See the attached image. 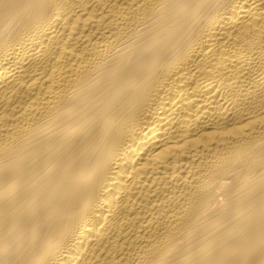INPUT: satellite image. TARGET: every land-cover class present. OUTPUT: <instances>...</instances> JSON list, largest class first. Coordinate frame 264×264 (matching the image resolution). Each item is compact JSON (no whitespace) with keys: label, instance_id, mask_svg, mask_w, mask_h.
<instances>
[{"label":"bare ground","instance_id":"6f19581e","mask_svg":"<svg viewBox=\"0 0 264 264\" xmlns=\"http://www.w3.org/2000/svg\"><path fill=\"white\" fill-rule=\"evenodd\" d=\"M0 264H264V0H0Z\"/></svg>","mask_w":264,"mask_h":264}]
</instances>
